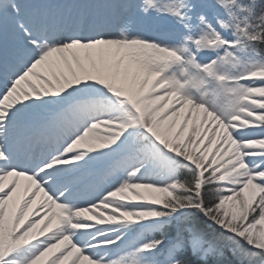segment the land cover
Here are the masks:
<instances>
[{
  "label": "snow or ice",
  "instance_id": "6c2138e0",
  "mask_svg": "<svg viewBox=\"0 0 264 264\" xmlns=\"http://www.w3.org/2000/svg\"><path fill=\"white\" fill-rule=\"evenodd\" d=\"M0 264H264V0H0Z\"/></svg>",
  "mask_w": 264,
  "mask_h": 264
}]
</instances>
